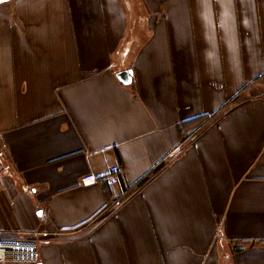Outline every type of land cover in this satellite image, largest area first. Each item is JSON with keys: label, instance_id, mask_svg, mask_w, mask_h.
<instances>
[{"label": "crops", "instance_id": "obj_1", "mask_svg": "<svg viewBox=\"0 0 264 264\" xmlns=\"http://www.w3.org/2000/svg\"><path fill=\"white\" fill-rule=\"evenodd\" d=\"M0 231L39 264H264V0L0 2Z\"/></svg>", "mask_w": 264, "mask_h": 264}, {"label": "built area", "instance_id": "obj_2", "mask_svg": "<svg viewBox=\"0 0 264 264\" xmlns=\"http://www.w3.org/2000/svg\"><path fill=\"white\" fill-rule=\"evenodd\" d=\"M121 174V166L112 165L105 180L110 185L117 184ZM97 181L94 174H87L81 178L83 186L93 185ZM125 194L126 191L123 192V195ZM41 216L47 218L44 212H41ZM0 264H39V242L33 238L4 234L0 231Z\"/></svg>", "mask_w": 264, "mask_h": 264}, {"label": "water", "instance_id": "obj_3", "mask_svg": "<svg viewBox=\"0 0 264 264\" xmlns=\"http://www.w3.org/2000/svg\"><path fill=\"white\" fill-rule=\"evenodd\" d=\"M4 0H0L2 2ZM132 74V71L126 70L119 73V77L125 82L128 83L130 81V75Z\"/></svg>", "mask_w": 264, "mask_h": 264}, {"label": "trees", "instance_id": "obj_4", "mask_svg": "<svg viewBox=\"0 0 264 264\" xmlns=\"http://www.w3.org/2000/svg\"><path fill=\"white\" fill-rule=\"evenodd\" d=\"M202 121H203V120H202ZM202 121H200L199 124H197L196 127H195L194 129L198 128L199 125L202 123Z\"/></svg>", "mask_w": 264, "mask_h": 264}, {"label": "rangeland", "instance_id": "obj_5", "mask_svg": "<svg viewBox=\"0 0 264 264\" xmlns=\"http://www.w3.org/2000/svg\"><path fill=\"white\" fill-rule=\"evenodd\" d=\"M5 1V0H4ZM132 1H134V0H132ZM135 7V6H134ZM131 8H133V6L131 5ZM136 8H137V6H136Z\"/></svg>", "mask_w": 264, "mask_h": 264}]
</instances>
